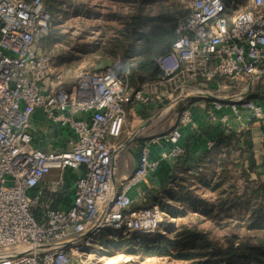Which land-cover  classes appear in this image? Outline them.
I'll use <instances>...</instances> for the list:
<instances>
[{
	"label": "built area",
	"instance_id": "1",
	"mask_svg": "<svg viewBox=\"0 0 264 264\" xmlns=\"http://www.w3.org/2000/svg\"><path fill=\"white\" fill-rule=\"evenodd\" d=\"M188 7L170 49L156 60L163 80L178 75L190 97L211 95L193 85L197 78L204 84L215 80L218 85L219 78L245 82V90L264 76V0H250L241 9L224 0H189ZM50 28L44 0H0V264H68L75 249L105 231L134 234L136 242L164 234L160 206L133 207L128 192L161 161L183 152L182 131L194 124L185 108L177 123L153 140L168 147L153 159L149 145L144 146L137 167L116 189L121 147L111 139L122 132L126 106L141 95L112 67L80 71L70 87L51 83L53 58L41 47ZM242 92L213 100L209 118L219 119L218 112L226 107L234 112L241 107L252 111L264 131V106ZM37 108L73 134L68 148L32 147L29 126ZM52 169L81 170L67 209L45 204L41 184ZM59 184V178L52 179L45 189L56 191ZM41 202L46 210L38 221L32 209Z\"/></svg>",
	"mask_w": 264,
	"mask_h": 264
},
{
	"label": "trees",
	"instance_id": "2",
	"mask_svg": "<svg viewBox=\"0 0 264 264\" xmlns=\"http://www.w3.org/2000/svg\"><path fill=\"white\" fill-rule=\"evenodd\" d=\"M52 1L48 0L47 3L44 1L50 15L53 8ZM162 1L164 0H145L149 3ZM234 1L224 0L227 5ZM157 7L158 9L155 8L156 10L149 12L147 16L148 29L135 30L133 15L129 17L131 22H127L123 29L116 31L117 35L113 36L114 39L123 37L126 41L122 43V46H125L123 54L114 52L117 44L113 37L107 40L109 43L104 49L113 52L106 57L114 59L112 68L123 83H126V80L129 84H133L136 79L162 78L156 60L170 49L177 37L176 24L188 14L189 9L180 13L176 4ZM113 16L111 13L110 17ZM131 57L133 60H128ZM192 82L201 84L202 80L197 78ZM261 95L264 99V92ZM187 157L188 144L175 158L171 171L163 182L157 187L146 188L141 200L133 203L132 206L157 204L161 210L167 211L174 217L185 216L189 210L223 226H228L233 221L251 230L264 229V171L258 170L264 166V156L262 163L256 161L248 131L219 133L193 167L186 165ZM190 169H194L195 174L189 172ZM50 196L54 197L50 207L55 208L60 196L54 194ZM32 210L36 219L41 221L46 205L41 202ZM165 223L164 225L162 222L161 226L169 235L158 233L153 238L146 237L136 242L134 234H128L130 240L126 242L139 247L151 246L161 253L174 252L176 257L179 255L184 259H204L206 264H250L254 260L264 264L263 238L255 241L239 240L238 244L228 238L226 244H222L197 225L184 223L177 225L171 220Z\"/></svg>",
	"mask_w": 264,
	"mask_h": 264
},
{
	"label": "crops",
	"instance_id": "3",
	"mask_svg": "<svg viewBox=\"0 0 264 264\" xmlns=\"http://www.w3.org/2000/svg\"><path fill=\"white\" fill-rule=\"evenodd\" d=\"M115 62V61H114ZM261 81V88H256L253 84H248L245 90H240L242 96L252 99L264 106L262 92H264V76ZM224 80V79H223ZM126 85L130 87L135 94L139 92V98L133 97L131 103L126 106V116L122 126L120 136L111 140L121 148L118 151L115 169V187L120 189V182L133 173L138 165L141 150L149 145L150 157L158 158L160 153L168 147L164 142L156 143L153 140L166 133L174 126L181 112L187 108L192 114L194 124L188 125L182 131L179 144L185 147L188 144V157L186 165L193 167L197 164L200 155L209 148L214 138L221 132L230 131L245 132L248 131L252 140L255 152V158L258 163L263 162L264 156V131L261 122L255 118L251 110L239 107L238 112L232 111L229 107L218 112L219 119L213 121L208 116V110L211 108L213 100L231 96L232 92L217 93V90L224 87L218 80L207 84H193L198 88L207 90L211 95H198L186 97L184 95L185 84L181 78L176 75L172 79L163 78L159 80H138L133 84ZM190 84V82H189ZM221 84V85H220ZM191 86V85H189ZM82 116L83 114H76ZM225 116V120H221ZM29 131L32 135V147L43 151H59L68 148V140L73 134L67 129L50 122L44 115L41 108H37L32 115ZM160 162L158 168L146 179L141 180L129 190V196L133 203L141 200L143 191L146 188L159 186L166 175L171 171L175 159H167ZM264 171V166L258 169ZM81 170L65 169L59 171L52 169L41 184L45 204L51 205L55 196H60V200L55 208L67 209L71 204L75 181ZM189 172L194 173V169ZM60 179L59 189L48 191L45 189V183L52 179Z\"/></svg>",
	"mask_w": 264,
	"mask_h": 264
},
{
	"label": "rangeland",
	"instance_id": "4",
	"mask_svg": "<svg viewBox=\"0 0 264 264\" xmlns=\"http://www.w3.org/2000/svg\"><path fill=\"white\" fill-rule=\"evenodd\" d=\"M44 1L47 3L48 0ZM174 4L180 13L189 9V0H164L160 3H149L145 0H53L51 31L41 41V47L53 58L49 81L53 84L60 81L65 86L73 85L80 71H93L101 58L112 54L113 51L104 49L109 43L107 40L115 37L117 30L131 22L129 17H135V30H146L149 12H154L159 5L165 7ZM231 4L235 9L246 8L250 0H235ZM111 13L113 18L110 17ZM114 37L117 44L114 52L121 55L125 51L122 43L126 41L123 37L118 40ZM128 60H133V57ZM262 79L260 77L255 81L256 88H261ZM219 80L224 87L217 90V93H238L246 85L245 82ZM169 220L177 225H197L222 244H226L228 238L237 244L239 240L264 239V229L251 230L233 221L232 224L223 226L189 210L187 215L179 217L164 211L162 222L165 225ZM129 240L128 235L120 236L105 231L87 239L80 249H75L68 264H206L204 259H184L179 255L176 257L174 252L161 253L151 246L139 247L126 242ZM250 264L262 263L254 260Z\"/></svg>",
	"mask_w": 264,
	"mask_h": 264
},
{
	"label": "water",
	"instance_id": "5",
	"mask_svg": "<svg viewBox=\"0 0 264 264\" xmlns=\"http://www.w3.org/2000/svg\"><path fill=\"white\" fill-rule=\"evenodd\" d=\"M114 65V59L103 57L101 58L98 63L94 66V70H100L106 67H113Z\"/></svg>",
	"mask_w": 264,
	"mask_h": 264
}]
</instances>
